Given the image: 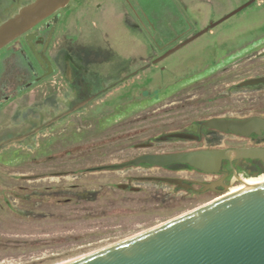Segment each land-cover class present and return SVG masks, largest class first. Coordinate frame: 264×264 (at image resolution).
I'll use <instances>...</instances> for the list:
<instances>
[{
    "label": "rangeland",
    "instance_id": "1",
    "mask_svg": "<svg viewBox=\"0 0 264 264\" xmlns=\"http://www.w3.org/2000/svg\"><path fill=\"white\" fill-rule=\"evenodd\" d=\"M28 1L16 0L8 14ZM247 1L71 0L51 18L62 20L53 48L86 55L87 71L102 83L118 81L34 140L13 143L21 148L17 153L0 154V264H49L80 255L215 198L168 199L156 184L131 178L162 174L157 168H91L144 152L206 146L205 140L159 138L250 105L248 90L234 85L264 74V0H253L210 27ZM16 47L15 42L0 53V131L31 105L65 99L58 72L51 88L46 80L12 91L21 81L10 68L19 58ZM143 142L152 146H136ZM121 183L139 190L120 189Z\"/></svg>",
    "mask_w": 264,
    "mask_h": 264
},
{
    "label": "water",
    "instance_id": "2",
    "mask_svg": "<svg viewBox=\"0 0 264 264\" xmlns=\"http://www.w3.org/2000/svg\"><path fill=\"white\" fill-rule=\"evenodd\" d=\"M70 1L32 0L20 7L12 16L0 22V50L64 8ZM251 2L253 0L247 1L210 27ZM206 30L204 28L169 48L158 59ZM257 83H264V76L245 79L239 85ZM204 125L242 135L264 131V120L256 117L245 120L209 119ZM167 136L187 137L185 133L177 132ZM232 155L260 158L264 161V147L143 153L123 163L100 165L91 170H113L141 163L152 166L185 163L203 171H214L222 159L231 158ZM159 179L180 184L178 179ZM49 264H264V181L245 184L237 192L198 204L89 252Z\"/></svg>",
    "mask_w": 264,
    "mask_h": 264
},
{
    "label": "flooded vegetation",
    "instance_id": "3",
    "mask_svg": "<svg viewBox=\"0 0 264 264\" xmlns=\"http://www.w3.org/2000/svg\"><path fill=\"white\" fill-rule=\"evenodd\" d=\"M15 1L16 0H11V3L6 5V0H0V22L12 16L20 7L32 0L26 2L8 14V11L15 7ZM58 11L0 50L1 53L2 51H5L9 45L15 42L17 43L15 52L19 58L14 62L13 67L10 68L20 74L21 77L18 79H21V81H19V84L13 86L12 91L14 93L22 91L25 87L44 83L46 80L48 81L50 88L53 87L54 83L57 84V79L51 80V77L55 72L60 73L59 76H63L62 81L65 84V88L64 84L61 85L65 99L61 101L58 99H45L41 102L42 105H31L27 107L23 113L17 116L14 115L11 118V122L0 131V154L2 155L17 153L21 148L12 146L13 143L20 144L22 141L28 143L34 140L37 132L45 128H54L58 121L69 117L72 112L84 109L88 103L99 97L108 86L114 85L113 82L118 81H111L112 83L110 84L102 83V79H100L97 73L87 71L86 64L88 58L85 57L86 55H83V57H80V55L77 56L74 52H71L70 48L67 49L60 45L56 48L52 47L54 45L53 40L56 37L59 25L62 23L60 18L51 20V18L58 14ZM2 55L3 54L0 56V75L4 70L2 59L4 56ZM59 64L60 67L62 65L61 69L59 68ZM115 75L117 76V74ZM59 76L58 80L61 78ZM261 76H264V74L254 77ZM239 83L234 85V88L237 90H248L250 94L249 97L251 98L248 100L251 101V103L250 105L241 108L238 111V114L228 113L221 116H213L197 120L190 126L183 128L181 131L170 132L185 133L187 135L185 138L168 137L167 135L170 133L159 138L160 141L168 142L170 140L183 142H202L205 140L207 142L206 146L160 153H178L200 149L232 150L236 148H263V130H260L259 132L253 131L247 135H242L230 130L223 131L204 125V122L209 119L245 120L256 117L264 120V83L250 85H239ZM258 92H260V94H258V99H256L254 96ZM51 100L54 103H49ZM51 136L53 137L54 134H51L49 138H51ZM225 140L232 141V144H220L221 141L223 142ZM136 146L149 148L152 146V143L143 142ZM127 167H142L146 169L157 168L162 170L163 173L160 175L133 176L131 178H138L140 181L156 184L165 191V196L168 199L182 198L191 195L197 196L201 194V196L209 195L217 198L225 193L233 192L238 187H244L245 184H257L264 180L263 160L251 157H235L234 155H232L231 158L222 159L218 168L214 171H203L185 163H174L166 166H152L146 163H141L139 165H130L123 168ZM85 171L86 169H84V172ZM61 174H64V172L54 173V175ZM35 176L37 175H33L32 178H35ZM159 178L178 179L180 184L170 183ZM117 187L120 189L139 190L138 187L134 188L127 183L118 184ZM82 192L85 194V190ZM81 194L82 193H79L80 196Z\"/></svg>",
    "mask_w": 264,
    "mask_h": 264
},
{
    "label": "bare ground",
    "instance_id": "4",
    "mask_svg": "<svg viewBox=\"0 0 264 264\" xmlns=\"http://www.w3.org/2000/svg\"><path fill=\"white\" fill-rule=\"evenodd\" d=\"M251 185V184H250Z\"/></svg>",
    "mask_w": 264,
    "mask_h": 264
}]
</instances>
